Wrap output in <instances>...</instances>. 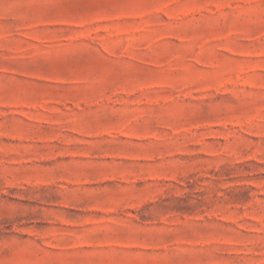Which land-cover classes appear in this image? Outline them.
Instances as JSON below:
<instances>
[{"label": "rangeland", "instance_id": "374dc122", "mask_svg": "<svg viewBox=\"0 0 264 264\" xmlns=\"http://www.w3.org/2000/svg\"><path fill=\"white\" fill-rule=\"evenodd\" d=\"M0 264H264V0H0Z\"/></svg>", "mask_w": 264, "mask_h": 264}]
</instances>
